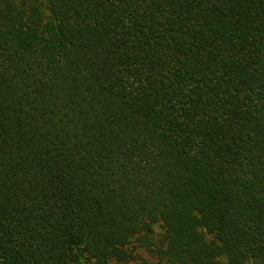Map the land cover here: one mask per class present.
<instances>
[{"label":"trees","instance_id":"trees-1","mask_svg":"<svg viewBox=\"0 0 264 264\" xmlns=\"http://www.w3.org/2000/svg\"><path fill=\"white\" fill-rule=\"evenodd\" d=\"M136 248L264 261V0H0V264Z\"/></svg>","mask_w":264,"mask_h":264},{"label":"rangeland","instance_id":"rangeland-1","mask_svg":"<svg viewBox=\"0 0 264 264\" xmlns=\"http://www.w3.org/2000/svg\"><path fill=\"white\" fill-rule=\"evenodd\" d=\"M161 235H162V229L160 227V224L159 223L155 224L153 226V235H152V240L155 246L159 244ZM134 253H136L135 259L130 260L123 264H163V262L157 256L141 248H136ZM78 264H93V262L89 259H84L80 261ZM250 264H264V261L260 263H250Z\"/></svg>","mask_w":264,"mask_h":264}]
</instances>
